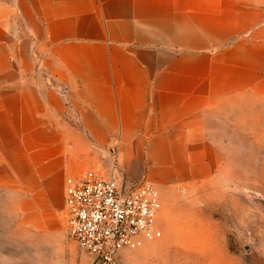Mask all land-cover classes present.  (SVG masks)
I'll list each match as a JSON object with an SVG mask.
<instances>
[{
  "label": "crops",
  "instance_id": "0c3cea01",
  "mask_svg": "<svg viewBox=\"0 0 264 264\" xmlns=\"http://www.w3.org/2000/svg\"><path fill=\"white\" fill-rule=\"evenodd\" d=\"M263 94L257 4L0 0L4 182L63 192L103 157L126 188L145 178L159 189L202 173L187 160L216 153L227 112Z\"/></svg>",
  "mask_w": 264,
  "mask_h": 264
},
{
  "label": "rangeland",
  "instance_id": "374dc122",
  "mask_svg": "<svg viewBox=\"0 0 264 264\" xmlns=\"http://www.w3.org/2000/svg\"><path fill=\"white\" fill-rule=\"evenodd\" d=\"M240 1L264 9V0ZM224 122L223 141L212 144L218 151L187 160L204 164L202 173L192 168L186 179L158 189L161 236L123 251L118 264H264V94L228 111ZM110 160L101 157L94 174L126 181ZM3 178L0 264H95L68 237L57 183L35 191L22 176Z\"/></svg>",
  "mask_w": 264,
  "mask_h": 264
},
{
  "label": "built area",
  "instance_id": "2783aa9c",
  "mask_svg": "<svg viewBox=\"0 0 264 264\" xmlns=\"http://www.w3.org/2000/svg\"><path fill=\"white\" fill-rule=\"evenodd\" d=\"M63 204L67 234L95 264H118L123 251L161 236L158 188L145 178L128 189L113 175L67 176Z\"/></svg>",
  "mask_w": 264,
  "mask_h": 264
}]
</instances>
